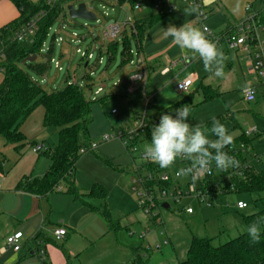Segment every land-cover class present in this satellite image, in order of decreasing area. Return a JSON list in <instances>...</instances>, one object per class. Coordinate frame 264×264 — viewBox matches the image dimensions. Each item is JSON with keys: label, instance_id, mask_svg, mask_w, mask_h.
Returning a JSON list of instances; mask_svg holds the SVG:
<instances>
[{"label": "rangeland", "instance_id": "374dc122", "mask_svg": "<svg viewBox=\"0 0 264 264\" xmlns=\"http://www.w3.org/2000/svg\"><path fill=\"white\" fill-rule=\"evenodd\" d=\"M31 1L39 4L42 0ZM261 1L264 0H212V3L207 4V8H214L216 14L222 15H220V19L216 20L218 24L215 29L208 24L207 20L204 25L218 36H223L227 31L233 29H228V27L234 26L237 22L246 21L254 11H258L261 7ZM173 2L180 4L177 0ZM74 3H76V7L81 3L86 4L88 9L96 14L97 20L71 19L68 15L62 14L53 23L42 53L38 58L41 63H47L51 59L60 62L62 71H58L54 63H51L45 76H38L28 67L22 66V68L47 92L65 88L72 84L75 79H78L79 85L84 87L86 96L91 100L93 121L89 132L92 143L97 144L98 148L78 160L75 184L82 190L92 188L95 184H104L109 190L108 209L116 227L109 237L108 249H111L112 242L117 249L106 255L104 264L118 263L123 254L131 255L132 248L142 249L138 251L142 264H179L186 260L187 252L194 238L212 239L213 246L218 247L247 233V226L242 215H251L264 209V194H214L205 198L206 203H202L193 196L184 197L179 203L168 199L162 200V204L168 202L170 205L168 210L160 207V217L164 223L162 226H157L151 217H147L139 209L131 185L128 186L130 182L128 177L120 175L118 169L134 165V160L138 161L144 146L150 141L142 139L143 142L138 144L136 151L129 152L120 139H112L109 142H104V139L106 136H116L122 129L131 127L134 114L139 113L142 108L138 105L132 107L127 98L110 99L104 102H96L95 100H102L119 93L121 85L135 72L131 65L120 67L123 59L122 52L125 48V35L130 38L129 47L134 54L138 52L139 48L138 41L132 34V27L128 25L127 34L124 33L117 40L118 51L114 59L109 61L110 43L104 41V30L115 24L123 26L129 20L134 23L137 20L150 19L152 16L160 15V12L152 6H148L142 12L133 11V6L129 3L121 5L119 0H83L80 3ZM137 4L149 5L145 0H138ZM247 5L252 7L251 12L245 11ZM168 8L169 4L166 6V10ZM179 8L185 9L187 7L180 6ZM165 14L161 20L164 21L156 26L152 33L146 34L143 41V58L145 60L158 58L160 67L164 63V55L167 54L172 61H178L182 55L181 49L172 42L171 38L168 39V42L159 45L155 42L156 38H162L159 36L163 34V31H160L161 26H165L176 15L168 12ZM192 15L194 18L191 21L195 19L193 25L202 29L198 13ZM224 17L228 19L226 23ZM74 35L77 38H74ZM60 39L63 42H60ZM32 41L33 38L25 39L24 47H31ZM63 46L67 50L64 58H62ZM95 46H97V50H94ZM218 47L227 57L223 77H217L214 73L205 71L203 61L198 55L187 50H183V54L187 55L189 61L192 62L188 66H180L168 76H161L160 67H156L157 70L151 74L154 99L148 108V113L149 115L166 114L167 109L194 94L193 105L199 104V106L190 109L189 122L204 126L212 122V116L217 119L223 116L229 118L222 124L233 136V141L237 140V146H246L244 157L250 159L255 171H262L264 169V95L260 91L254 103H247L242 94L245 86L261 83L262 80L252 71L249 58L242 51H231L225 43ZM77 49L92 54L93 58L90 60L83 59L80 54L76 53ZM50 50L53 51L50 53ZM100 58H102L101 64ZM135 60L136 55L134 56ZM86 62H88V68L84 65ZM193 73H198L201 76L198 83L193 85L189 93L178 92L177 85L183 83ZM118 81L120 82L119 86H115L114 84ZM201 85L217 89L221 96L214 101L200 104L203 100ZM101 86H105L104 92L95 98L91 94V90H97ZM113 110L117 114L114 115ZM252 129H256L257 132H252L248 136L247 143L238 140ZM59 131L58 128H48L45 146L51 147V149L57 146ZM210 138L215 139L214 136ZM0 157L2 158L1 154ZM11 165L13 166L14 163ZM188 165L189 163L184 164L177 161L172 166L171 173L174 174L181 167ZM189 178L181 177L180 182L186 184ZM223 179L222 171L213 168L212 180L214 185ZM119 181L123 183L124 189L121 188L124 190V195L120 194L117 189ZM60 188V190H67L68 183L63 181ZM239 201L246 203L248 208L242 211L237 210L236 204ZM208 203L210 207L207 206ZM187 208H191L193 214H187L185 212ZM145 232H148V236L144 240H139V236ZM131 234L133 236H130ZM167 239H170V245L163 246V242ZM149 246L151 248L147 250ZM157 246H161L162 249L157 250ZM135 262V264H141L138 260Z\"/></svg>", "mask_w": 264, "mask_h": 264}, {"label": "trees", "instance_id": "16d2710c", "mask_svg": "<svg viewBox=\"0 0 264 264\" xmlns=\"http://www.w3.org/2000/svg\"><path fill=\"white\" fill-rule=\"evenodd\" d=\"M2 1V0H0ZM20 11V17L0 30V41L3 46L1 54L2 62H0V70L4 74V80L0 84V135L5 139L7 144L18 145L21 147L24 143V136L20 133L19 128L23 122L38 108L42 107L45 111L44 126L45 128H58L59 137L58 144L54 149L47 147V151L43 154L51 159V166L47 174L42 179L25 180L21 182L17 189L36 197H48L55 192L60 191V184L63 181L68 183L66 193L76 199H81V194L75 186L76 165L80 157L82 148H90L92 145L89 128L92 124L91 117V100L86 96L84 87L79 82L72 83L65 88L56 89L47 92L39 82L35 81L22 66L33 70L38 76H45L51 65L49 62H39L38 58L42 53L45 40L53 23L62 15L66 16V7L74 2H82L83 0H56L49 6L46 0H42L39 4H35L30 0H8ZM138 0H119L121 5L129 3L134 6ZM154 2H152L153 5ZM41 12L44 16L38 22V31L35 33L31 47H24L23 43L15 40L16 34L33 18ZM165 15L152 16L150 19L137 20L134 22L133 36L140 43L138 54L141 53L142 41L146 33L156 23H158ZM259 20V19H258ZM260 23L264 26L261 20ZM127 34V31L125 32ZM130 38L125 35V48L122 52V64L120 67L131 65L134 56L131 54L129 47ZM118 51V43L111 42L109 44V61L115 57ZM51 53V50H50ZM33 56H37L34 63H24V61ZM88 68L87 62L84 64ZM148 70V69H147ZM148 83L146 93L152 96L151 92V72L148 70ZM262 84L259 86L261 87ZM258 88V86H257ZM93 89L91 90V92ZM204 100L201 104L212 101L219 94L210 87H204ZM137 92V93H136ZM134 94L128 92V84L121 85V91L117 94L110 95L105 99H96V102H104L110 99L127 98L129 104L133 107H143L144 99L141 90H137ZM194 94H191L184 101L179 102L175 106L166 110L167 113L175 114V110L183 105H187L189 109L198 105H193ZM136 113L134 114L135 117ZM161 115H148V130L146 140L151 139V129L159 123ZM229 118L223 116L218 120L220 123L225 122ZM212 122L202 126L204 129H210ZM239 141L247 143L249 138L244 134ZM234 140L232 145H237ZM242 162L247 163L244 169L234 168V171H241V176H232L230 181L226 179V175L233 173L231 169L222 171L224 179L215 186L212 177L208 180V186L211 194L217 193L218 188L225 190L226 186L234 185L235 190L228 193H247L261 195L264 194V169L255 171V168L246 158ZM214 163V162H213ZM214 168H216L214 163ZM123 176H131L134 171V165L118 169ZM225 185V186H224ZM161 187H164L161 185ZM208 187V188H209ZM106 198V192L96 187L92 190L91 195H101ZM101 215L108 222L111 230L115 229L116 223L111 218L109 210L104 207ZM259 217H264V209L251 215H242L244 223L248 226L256 221ZM42 234V233H41ZM36 252L40 253L39 248L42 241L35 238ZM141 264L140 257H136ZM44 264H49L44 261ZM180 264H264V224L261 225V239L259 243L250 242L248 233L240 235L231 241L220 245L213 246V240L209 238H194L187 252L186 260Z\"/></svg>", "mask_w": 264, "mask_h": 264}, {"label": "crops", "instance_id": "0c3cea01", "mask_svg": "<svg viewBox=\"0 0 264 264\" xmlns=\"http://www.w3.org/2000/svg\"><path fill=\"white\" fill-rule=\"evenodd\" d=\"M208 3H212V0H205L206 8ZM171 4L177 8V10L172 13V15H176L170 22L165 24V26H161L162 28L160 31H163V28H166L169 24L180 26L185 22L192 24L195 22V19L191 21L194 18L193 15H184V8H179L180 6H187L181 3L180 5L173 1ZM260 5V9L254 11L248 19L256 16L264 23V1H261ZM164 11L166 12V8ZM207 11L209 12L207 19L208 24L215 29L218 24L216 20L220 19V15L222 14H216L214 8H207ZM163 14L166 15L165 13ZM20 15V11L10 1H0V30L17 20ZM223 19L225 23L228 20L225 17ZM160 21L149 29L146 34L149 32L152 33V30L164 20ZM240 22H237L232 27H228V29H233L227 31L224 35L232 32ZM159 36L162 38H156L155 42L157 45L168 42L170 38H165L163 34ZM262 37L264 39L263 35ZM143 41L141 55L144 51ZM138 45L140 46L139 42ZM2 51L3 46L0 41V62H2ZM52 51L53 50H51V52ZM66 52L65 46H63L62 58H64ZM181 52L182 55L178 61H172L167 54L164 55L165 57L163 58L165 60L162 67H160V63L158 64V58L156 57L151 60H146L147 69L152 74V72L157 70L156 67H160V75L168 76L180 66L185 67L192 63L189 61L188 56L183 54L182 49ZM243 53L247 55L245 52ZM133 69L136 71L134 66ZM167 69L169 71L165 72ZM190 77L194 78L195 85L201 78L198 73H193ZM3 80L4 74L0 70V84ZM77 82L79 81L77 80ZM252 85L258 86V92H263V89L259 87L261 85L260 82ZM153 87V81H151V92H153ZM200 87L203 100L204 87H210L219 94L218 97L221 96V93L211 86L201 85ZM196 105L199 106V104ZM44 117V109L38 107L23 122L19 131L24 136L25 140L19 148H17L18 145L7 144L5 139L0 135V154L2 156V158L0 157V264H44V261L49 264H104L106 255L117 249V247L112 244L113 242L111 243V249H108L110 243L109 237L112 234V230L108 222L101 215L103 208L106 207L108 209L109 207V190L105 187L106 185L95 184L92 188L90 187L86 190L77 187L82 196L81 199L74 198L66 193L67 190L63 189L48 197H36L17 189L18 185L25 180L42 179L51 166V159L48 156L44 154L41 155V153L35 154L32 149L33 147L46 145L48 128L44 126ZM247 160L251 163L250 159ZM11 163H14V165L12 166ZM128 179L130 181V176H128ZM128 186H130V182ZM96 187L106 192L107 195L105 199H103V194L98 196L91 195L92 190ZM117 187L120 194L122 193L124 195L122 181H119ZM59 229L66 230L67 234L62 239L57 240L54 236V232ZM16 232H22L24 234L22 240L23 250L17 254L11 251L3 253L2 248L6 238ZM36 237L39 241H42L39 251L44 252V258H41L40 253L36 252ZM121 247L123 248V245H121ZM149 247L151 248V246ZM140 250L142 249L132 248L131 255L123 254L122 259L116 264H135L136 257H140V255H138V251Z\"/></svg>", "mask_w": 264, "mask_h": 264}, {"label": "built area", "instance_id": "2783aa9c", "mask_svg": "<svg viewBox=\"0 0 264 264\" xmlns=\"http://www.w3.org/2000/svg\"><path fill=\"white\" fill-rule=\"evenodd\" d=\"M149 5L144 6L143 4H135L132 7L133 11L142 12L147 9L148 6H152L157 9L160 13H174L177 8L172 5L171 2L175 0H145ZM184 6H189L190 4H196L199 6V22L201 24L202 30L205 31L206 36L217 43L218 46H222L223 43L226 44L227 48L231 51H242L245 52L249 58L250 68L253 72L262 80L261 88L263 89L264 94V39L261 36V33L264 32V26L258 20V17H251L247 19L245 22L240 23L232 32L218 36L215 32L204 25V22L208 19L209 12L207 11L205 1L204 0H177ZM47 5L52 6L56 0H46ZM152 2L153 5H152ZM169 4V8L164 11L166 6ZM252 7L247 6L245 11L251 12ZM44 16V13L41 12L31 21H29L17 34L15 40L19 43H24L25 39L33 38L35 33L38 31V22ZM131 25L134 30V23L130 20L127 21L123 26L118 24L111 25L109 28L105 29L103 32L104 41L107 43L116 42L118 38L123 35L127 31V26ZM77 38V36H73ZM60 42H63L60 39ZM94 50H97V46L94 47ZM77 54H80L83 59H92L93 55L89 53L82 52L80 49H77ZM136 55V60L131 63L136 69V71L129 76V78L124 82L128 84V92L133 94L137 90H141L144 105L142 110L139 113H136L134 117V121L131 127L126 129H122L117 133L116 136L110 137L106 136L104 142H109L112 139H120L125 148L129 152H135L137 146L140 142H143L142 139H146V133L149 127L148 124V108L151 105L154 96H148L146 93V87L148 83V70L146 60L143 56L138 53ZM100 64L102 62V58L99 60ZM51 63H54L56 69L58 71H62V66L60 62L54 61L51 59ZM88 64V62H87ZM167 69L165 72H168ZM78 79H75L73 83H77ZM120 82L115 83V86H119ZM194 85V78L189 77L183 83L178 84L177 90L180 93H189L190 89ZM105 86L99 87L97 90L91 92L95 98H98L104 92ZM251 89L250 92L245 91V88L242 90L244 101L247 103H254L257 100V96L259 94L257 86H248ZM251 97V98H248ZM114 115L117 112L114 110L112 112ZM256 133V129H252L246 132V136L248 137L251 133ZM98 148V145L92 143L90 148H82L80 150V155L84 156L90 152H94ZM246 150V146H233L230 145L224 149V151L228 152L229 155L235 157L237 161H239V167L244 169L247 167L246 162L241 161L244 159V151ZM47 151V146H37L33 148V152L35 154H42ZM180 163H189L186 160H177ZM174 166V165H173ZM186 167V166H185ZM172 168V167H171ZM171 168H161L158 164L148 160L144 152L142 151L138 161L134 160V171L130 176V185L131 190L135 194L139 209L146 215L147 217H151L157 226L164 225L162 218L160 217V207L163 208L164 204H169L168 202L161 203L162 200H169L175 203H179L184 197H196L202 203L205 202V198L212 196L209 192L211 189L208 186V180L213 176V168L214 163L211 166L210 174L203 176L201 179L196 182H192L191 178H189L186 184L180 182L181 177L178 178L176 173H171ZM234 171V168H230V170ZM241 171H234L231 174L226 175V179L230 181L232 176H241ZM225 177V176H224ZM164 186V187H161ZM219 183L215 186H218ZM225 186V185H224ZM186 187V189H184ZM209 187V188H208ZM235 190L234 185H229L225 187V190L222 188H218L216 190L217 193L214 194H225L228 191ZM212 191V189L210 190ZM206 203V202H205ZM170 206V205H169ZM210 207V204H207ZM236 208L239 211H242L248 208V205L244 202L239 201L236 204ZM164 209V208H163ZM185 212L189 215L193 214V210L191 208L185 209ZM67 234L66 230L59 229L54 232V236L57 240L62 239ZM163 235V233H161ZM130 236H133L131 234ZM148 236V232L139 236V240H144ZM24 238V234L22 232H16L10 236H8L5 240V244L2 248L3 253H7L9 251L13 253H19L23 250L22 240ZM36 244V243H35ZM170 239H167L163 242V246H169ZM150 247L147 248L149 250ZM157 250H161V246L156 247ZM41 258L45 257L44 252H40Z\"/></svg>", "mask_w": 264, "mask_h": 264}, {"label": "clouds", "instance_id": "9594fccd", "mask_svg": "<svg viewBox=\"0 0 264 264\" xmlns=\"http://www.w3.org/2000/svg\"><path fill=\"white\" fill-rule=\"evenodd\" d=\"M198 12L199 6L190 4L183 13L192 15ZM163 35L165 38L170 37L180 49L198 55L205 71L214 73L217 77L225 75L227 57L217 43L206 36L204 30L185 22L180 26L169 24L163 28ZM245 91L250 92L251 89L245 86ZM189 117L190 109L186 104L176 109L175 115L162 113L159 123L151 129L150 143L144 146L145 157L164 169L171 168L178 159L188 161L189 165L181 167L176 176L190 177L192 182L210 174L213 162L220 171L239 167V161L224 151L233 143V136L225 125L212 116L211 128L204 129L199 123H190ZM212 136L215 139L210 138ZM262 224L264 217H259L248 226L247 233L251 243L260 242Z\"/></svg>", "mask_w": 264, "mask_h": 264}, {"label": "water", "instance_id": "95a60500", "mask_svg": "<svg viewBox=\"0 0 264 264\" xmlns=\"http://www.w3.org/2000/svg\"><path fill=\"white\" fill-rule=\"evenodd\" d=\"M68 16L71 19H81L86 21H95L97 20L96 14L88 9V6L84 3L79 4L76 7V3H72L66 7ZM37 60V56H33L24 61V63H34ZM163 208L168 210L170 209L169 204H164Z\"/></svg>", "mask_w": 264, "mask_h": 264}]
</instances>
